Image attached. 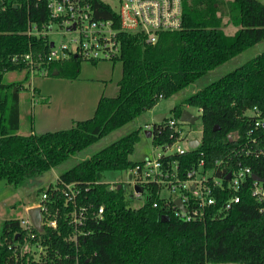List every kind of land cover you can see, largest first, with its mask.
Returning <instances> with one entry per match:
<instances>
[{
    "label": "trees",
    "instance_id": "16d2710c",
    "mask_svg": "<svg viewBox=\"0 0 264 264\" xmlns=\"http://www.w3.org/2000/svg\"><path fill=\"white\" fill-rule=\"evenodd\" d=\"M95 5L102 11L97 18L113 17L108 3L95 0ZM225 19L237 28L234 34L222 30ZM49 23L45 0H0V181L14 188L28 185L264 40V4L258 0H182L180 30L161 33L152 45L137 36L122 35V53L116 59L121 65L117 93L100 96L89 118L73 121L64 130H31L21 135L19 95L30 74L23 57L30 54L35 59L49 51L47 37L28 31L32 25L40 30ZM81 63L71 57L42 62L33 69H44L46 77L74 80ZM22 71L24 79L4 80L5 74ZM187 107L202 110L201 145L176 156L180 164L188 168L203 158L208 165L232 152L245 140L252 123L245 113L256 108L264 115V51L196 90L174 106L169 117L178 121ZM214 127H218L215 132ZM139 133L131 131L57 178L59 189L71 182L88 187L79 204H92L95 210L103 206L100 220L87 221L83 228L87 235L79 239L77 250L67 217L72 206L65 207L62 198L52 196L46 205L48 213L56 215V229L25 230L19 219L5 220L0 230V264H71L76 257L79 264H264V216L247 188L228 212L202 222H182L170 214L162 221L167 210L152 206L155 195L132 208L124 187L110 191L105 184H94L123 179L138 163L130 156ZM168 135L167 129L155 128L152 145L170 142ZM235 161L250 166L264 180V158L238 154ZM246 182L250 184L251 179ZM37 245L43 251L35 259L25 247Z\"/></svg>",
    "mask_w": 264,
    "mask_h": 264
},
{
    "label": "built area",
    "instance_id": "2783aa9c",
    "mask_svg": "<svg viewBox=\"0 0 264 264\" xmlns=\"http://www.w3.org/2000/svg\"><path fill=\"white\" fill-rule=\"evenodd\" d=\"M116 1V10L110 6L114 12L113 17L104 19L97 18L102 11L95 5V0H45L50 23L40 30L36 25H32L28 33L47 37L49 51L43 55L39 54L35 59L30 54L23 57L30 66V78L32 79L35 74L45 76L44 69H33V66L38 68L42 62L62 61L71 57L86 63L114 62L122 53L123 34L137 36L146 44L152 45L156 43L161 33L181 29L182 0ZM52 32L61 37L58 43L49 39ZM196 110L198 115L195 117L200 121L202 110L199 108ZM245 116L252 123L246 131L245 140L238 144L237 148L211 164L207 165L206 161L200 158L188 168L183 167L176 156L198 149L201 138L196 147H190L189 143L194 139L189 136L193 131L191 128L184 129L182 125L190 124L166 115V121L152 120V123L144 126V132H151V143L155 128L161 131L167 129L171 141L152 145L154 151L151 155L137 161L138 163L126 172L123 179L94 184H105L110 191H115L118 187H127L130 189L128 199H140L145 195L146 201L148 196L155 195L157 199L153 201L152 206L161 205L167 210L164 218L169 219L172 215L182 222H202L228 212L240 202L239 193L247 188L258 205V212L264 216V180L253 174L250 166L243 165L241 161L233 162L238 154L244 158H264V115L253 108L247 111ZM253 175L259 177L261 181L253 180ZM248 177L251 179L250 184L246 182ZM135 187L141 188V191H136ZM87 190L88 187H82L77 182L62 183L60 189L54 185L49 191L44 190L37 201L26 207V212L31 208H38L42 218L41 227L56 229V215L48 213L46 202L52 196L55 199L62 198L65 207L72 206L67 217L74 229L71 240L77 250L79 239L87 235L83 229L87 221L90 219L97 221L103 216V206L95 210L92 204L78 203L82 191ZM176 200L180 201L182 209L175 206ZM20 225L25 230L33 227L29 216L27 219H21ZM34 247H38L39 252L43 251L42 246ZM71 264H79L78 257Z\"/></svg>",
    "mask_w": 264,
    "mask_h": 264
},
{
    "label": "rangeland",
    "instance_id": "374dc122",
    "mask_svg": "<svg viewBox=\"0 0 264 264\" xmlns=\"http://www.w3.org/2000/svg\"><path fill=\"white\" fill-rule=\"evenodd\" d=\"M102 1L108 3L114 10L117 9L116 0ZM258 1L264 4V0ZM223 22L225 24L222 26L224 33L228 35L234 34L237 28L228 25L226 19ZM49 39L58 43L61 37L55 32H52L49 34ZM263 51L264 40L248 48L213 71H210L195 85L180 91L166 100H160L150 111L144 112L134 121L102 137L90 147L78 152L69 160L63 162L33 182H30L28 185L14 188L6 186L4 182L0 181V230L5 220L10 218L19 220L27 219L26 207L37 201L49 185L54 186L60 174L73 167L76 163L93 156L101 149L131 131L138 129L140 133L139 140L134 147L130 160L136 162L145 156H150L154 148L151 139L144 136V126L152 123L154 115L165 114L169 117L171 109L186 97L199 88L233 71ZM80 69L79 76L74 80L50 76L46 77V75L39 76L40 74H35L31 79L29 74L27 81L24 83V89L19 95V133L21 135L30 133L31 130L35 133H44L68 129L71 126L69 121L84 120L92 115L100 96L113 97L116 95L117 83L121 77V65L119 62L103 61L96 65L83 62L81 63ZM25 75V71L9 72L5 74L4 80L7 82L22 80ZM196 109L187 107V110H185L197 117L198 111ZM183 128L186 130L191 128L193 131L189 138L197 141L201 138V123L199 119L195 121L193 126L190 127L185 124ZM182 145L185 146V144ZM125 191L130 198V189L126 187ZM144 203L145 195L140 199H130V206L132 208H138ZM25 251L32 253L35 259L39 256L38 247H25Z\"/></svg>",
    "mask_w": 264,
    "mask_h": 264
},
{
    "label": "water",
    "instance_id": "95a60500",
    "mask_svg": "<svg viewBox=\"0 0 264 264\" xmlns=\"http://www.w3.org/2000/svg\"><path fill=\"white\" fill-rule=\"evenodd\" d=\"M52 46V44H51ZM165 118V114H156L154 115L153 117V120L156 121V122H161L163 119ZM196 117L194 115H192L191 113H189L188 111L186 110H183L180 114V121L181 122H185V123H188L190 125H193L196 121ZM218 130V127H214L213 128V131H217ZM144 136L146 138H150L151 136V132L150 131H145L144 132ZM198 145V141L197 140H192L190 143H189V146L190 147H196ZM253 180L255 181H261V179L255 175L252 176ZM119 188V187H118ZM135 190L136 191H141V188H138V187H135ZM175 206H177L178 208H183L180 204V201L179 200H176L174 202ZM27 214L28 216L30 217V220H31V223H32V226L38 230V231H41L42 230V227H41V213H40V210L38 208H31L29 210H27ZM167 220L166 218L162 219V221H165Z\"/></svg>",
    "mask_w": 264,
    "mask_h": 264
},
{
    "label": "crops",
    "instance_id": "0c3cea01",
    "mask_svg": "<svg viewBox=\"0 0 264 264\" xmlns=\"http://www.w3.org/2000/svg\"><path fill=\"white\" fill-rule=\"evenodd\" d=\"M99 98H100V97H99ZM46 101H47V100H46ZM97 101H98V100H97ZM93 111H94V109H93ZM75 121H76V120H75ZM77 121H78V120H77ZM72 122H73V121H71V122L69 121L70 124H72ZM69 123H68V124H69ZM19 134H20V133H19ZM27 134H29V133H26V134H24V135H27Z\"/></svg>",
    "mask_w": 264,
    "mask_h": 264
}]
</instances>
